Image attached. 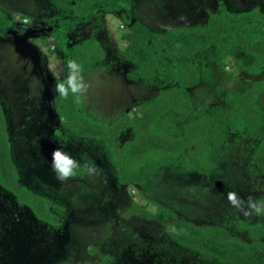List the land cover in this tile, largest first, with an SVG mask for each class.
<instances>
[{"label":"rangeland","instance_id":"374dc122","mask_svg":"<svg viewBox=\"0 0 264 264\" xmlns=\"http://www.w3.org/2000/svg\"><path fill=\"white\" fill-rule=\"evenodd\" d=\"M127 1L130 7L125 11L126 18L157 32L206 24L210 14L222 6L234 12H264V0ZM0 9L12 21L0 31V99L9 111L14 159L22 182L51 197L63 220L62 226L47 227L0 187V264H98L106 256H112L115 264H211L196 252L168 242L160 223L127 214L132 189L119 184L114 161L101 140L78 138L63 127L58 114L49 118L35 110V101L30 99L33 75L39 74L49 90L47 97L55 99L56 77L62 74L48 53L50 19L60 13L53 0H0ZM125 20L118 13H106L84 30L86 36L100 40L118 72H108L99 65L83 80L75 72L84 110L106 123L131 113L158 90L140 80L130 85L123 77L133 67L119 54L125 44ZM237 55L249 62L242 49H237ZM255 79H264V73L254 76L239 72L230 60L225 66L206 62L201 81L190 91L193 108L171 120L167 128L179 131L191 116L209 111L218 102V87L223 91L241 90ZM6 91L14 93L10 99H6ZM263 130L264 125L234 141L218 157L211 175L184 173L173 165L150 167L145 170L147 183L140 189L174 208L182 218L200 224L220 223L232 228L237 220L263 223L264 215L246 216L228 200L229 192L237 193L243 200L242 208L247 210L249 198L264 196V168L251 155L256 136ZM132 135V130L124 131L120 141ZM65 140L68 142L63 146ZM57 148L67 158L61 155L54 161ZM54 165L76 174L58 179ZM90 167L94 171L89 172Z\"/></svg>","mask_w":264,"mask_h":264},{"label":"trees","instance_id":"16d2710c","mask_svg":"<svg viewBox=\"0 0 264 264\" xmlns=\"http://www.w3.org/2000/svg\"><path fill=\"white\" fill-rule=\"evenodd\" d=\"M53 2L60 13L50 19L48 53L61 67L57 85H64L63 93L56 92L57 114L74 136L104 143L119 181L132 189L133 200L127 214L159 222L175 246L196 252L211 264H264V223L237 220L232 228L220 223L199 224L180 217L172 207L142 190L135 192L147 183L145 170L150 167L173 165L184 173L210 174L219 155L232 142L262 128L264 79L250 80L241 90L223 91L218 87V104L191 116L179 131L167 127L171 120L193 108L190 89L201 81L206 62L225 66L230 60L239 72L254 76L264 73V12L258 9L234 12L222 6L210 14L206 24L182 25L161 32L130 17L123 18L127 31L122 36L125 44L119 53L133 64L128 76L157 86L158 91L132 113L125 112L114 122L106 123L84 110L75 82V72L81 76L107 62L106 50L94 36L74 42L69 34L81 24L106 13L128 10L130 5L127 0ZM10 23L0 9V31ZM238 48L249 62L237 55ZM69 56L75 67L70 66ZM127 127L132 128L133 136L122 143L119 137ZM253 158L264 168V130L256 136ZM0 185L21 205L28 206L40 221L54 227L61 225L62 215L55 212V202L20 181L1 101ZM258 200H264V196ZM98 264L115 263L112 256H106Z\"/></svg>","mask_w":264,"mask_h":264},{"label":"flooded vegetation","instance_id":"af4514ba","mask_svg":"<svg viewBox=\"0 0 264 264\" xmlns=\"http://www.w3.org/2000/svg\"><path fill=\"white\" fill-rule=\"evenodd\" d=\"M127 9H123L121 12H117L118 14H119V16L120 17H122V18H126V15L128 14V13H125V11H126ZM94 21V19L93 20H91V21H89V22H87V23H84V24H81V25H79L74 31H72L70 34H69V36H70V38H72V40H73V38L75 39V38H77V39H75V40H73L74 42L76 41V40H82V39H85V38H87V37H89V36H86L87 35V33H86V31H84L85 30V28L87 27V25H88V23L90 24L91 22H93ZM39 26H42V23H40V25ZM51 28H52V25H51ZM6 32H9V31H6ZM88 32V31H87ZM85 34V35H84ZM82 35H84V36H82ZM78 37H80V38H78ZM105 49V48H104ZM106 50V49H105ZM106 53H107V51H106ZM120 54V53H119ZM121 57V56H120ZM123 59V58H122ZM123 60H125V59H123ZM127 61V60H126ZM129 62V61H128ZM131 63V62H130ZM133 65V64H132ZM101 66V68H103V69H105L106 71H108L109 72V70H112V72L113 71H116V68L114 67L115 66V64H114V62L113 61H111V60H109V58H108V56H107V62H105V63H103V64H101L100 65ZM111 72V71H110ZM118 71H116V73H117ZM88 74V73H87ZM87 74H84V75H81V76H78V78L79 79H81V80H83L86 76H87ZM120 74V73H119ZM45 76V75H44ZM124 77V79H126L127 81H128V83L130 84V85H132V83L133 82H137L135 79H133V78H130L128 75L127 76H123ZM32 81L34 82L35 81V83H33L34 84V91H32V90H30V91H32V94L30 95V99L33 97V99H34V101H35V104H36V107H35V110L37 109L39 112H40V114L41 113H46V114H48V117L50 118V116L52 115V114H57V111H56V95H55V99H51V98H49V97H47V95L49 94V90L47 89V85H45L46 83H45V81L44 80H42L41 79V77L39 76V74L38 75H33V79H32ZM144 83V82H143ZM55 86H56V83H55ZM148 86H152V87H157V86H154V85H148ZM198 86V85H197ZM129 87V86H128ZM196 87V86H195ZM195 87H192V88H195ZM49 88H50V86H49ZM158 88V87H157ZM156 88V89H157ZM191 88V89H192ZM191 89H190V91H191ZM47 90V91H46ZM158 90H156V92H157ZM228 91V90H227ZM57 92V91H56ZM9 92H7L6 91V93L5 94H8ZM11 94H14V93H11ZM11 94H8V97L6 98V99H10V97H11ZM217 95H218V93H217ZM153 98V97H152ZM0 101H1V104H2V107H3V111H4V114H5V118H6V122H7V129H8V132H9V137H10V142H11V147H12V156H13V160H14V162H15V159H14V154H13V145H12V139H11V134H10V129H9V127H10V119H9V117L10 116H8V113H9V111H8V109L6 108V106H4V104H3V102H2V100L0 99ZM220 102V98H219V95H218V102L216 103V104H218ZM263 106V105H262ZM85 109V108H84ZM136 108H134V110H135ZM133 110V111H134ZM86 111V110H85ZM132 111V112H133ZM131 112V113H132ZM129 113V112H128ZM59 116V115H58ZM61 119V118H60ZM117 119V118H116ZM61 123H62V120H61ZM62 125H63V123H62ZM63 127H64V125H63ZM65 128V127H64ZM66 129V128H65ZM68 132H70L68 129H66ZM127 130H132V128L131 127H127V128H125L123 131H122V133L124 132V131H127ZM133 131V130H132ZM71 133V132H70ZM122 133H121V135H122ZM72 134V133H71ZM73 135V134H72ZM121 135H120V137H119V139L121 138ZM133 136V135H132ZM77 137V136H76ZM78 138H84V137H78ZM94 139V138H93ZM130 139V138H129ZM128 139V140H129ZM121 142V141H120ZM125 142V141H124ZM123 143V142H122ZM233 143V142H232ZM231 143V144H232ZM105 146V145H104ZM106 148V147H105ZM227 148H229V147H227ZM226 148V149H227ZM107 149V148H106ZM225 149V150H226ZM253 149H254V144H253ZM108 151V150H107ZM109 152V151H108ZM222 152H224V150L222 151ZM222 154V153H221ZM220 154V155H221ZM111 155V154H110ZM219 155V156H220ZM252 157H253V150H252ZM112 157V156H111ZM113 159V158H112ZM257 161V160H256ZM258 162V161H257ZM259 163V162H258ZM15 164H16V162H15ZM259 164H261V163H259ZM262 165V164H261ZM16 167H17V169H18V172H19V175H20V181H21V183L24 185V186H26L27 188H29L30 190H32V191H34L35 193H38V194H41V195H44V194H42L41 192H37L36 190H33V188H31V187H29V186H27L26 184H24L23 182H22V178H21V173H20V170H19V168H18V166H17V164H16ZM116 167V166H115ZM165 167H167V166H165ZM161 168H164V167H161ZM38 171V170H37ZM215 171V170H214ZM214 171H212L210 174H205V175H211ZM194 172H196V171H194ZM39 173H40V171H39ZM186 173H189V172H186ZM199 173V172H198ZM118 182H119V184L121 185V186H123V187H127V188H129L130 190H131V188L128 186V185H126V184H123V183H121L120 181H119V178H118ZM0 187L2 188V190H4L5 192H8V193H10L14 198H15V196L9 191V190H7V189H5V188H3L1 185H0ZM142 187V186H141ZM141 187H137V189L136 190H141L140 188ZM136 190H135V192H136ZM130 193H131V195H132V191H130ZM44 196H47V195H44ZM47 197H49V196H47ZM49 198H51V197H49ZM261 198V197H260ZM52 199V198H51ZM15 200L17 201V203L21 206V207H26V208H29L28 206H25V205H21L19 202H18V200L15 198ZM53 200V199H52ZM54 201V200H53ZM168 205V204H167ZM171 207V206H170ZM30 209V208H29ZM174 209V208H173ZM31 210V209H30ZM175 210V209H174ZM176 211V210H175ZM31 212L33 213V211L31 210ZM55 212H57L56 210H55ZM177 212V211H176ZM58 213V212H57ZM178 213V212H177ZM34 214V213H33ZM58 214H60V213H58ZM179 215V214H178ZM34 216L36 217V215L34 214ZM180 216V215H179ZM181 217V216H180ZM37 218V217H36ZM38 219V218H37ZM39 220V219H38ZM189 220V219H188ZM40 221V220H39ZM61 221H62V223H63V220L61 219ZM153 221V220H152ZM191 221H193V220H191ZM42 222V221H41ZM157 222V221H156ZM195 222V221H194ZM260 222V221H259ZM262 222V221H261ZM42 223H44V222H42ZM62 223H61V225L60 226H62ZM159 223V222H158ZM197 223V222H196ZM257 223V222H256ZM264 223V222H263ZM44 224H46L47 225V227H51V228H54V226H51V225H49V224H47V223H44ZM200 224V223H199ZM55 228H57V227H55ZM165 231V230H164ZM166 233V232H165ZM167 236V235H166ZM167 239H168V237H167ZM168 242H170V243H173L171 240H169L168 239ZM172 245H176L175 243H173Z\"/></svg>","mask_w":264,"mask_h":264},{"label":"clouds","instance_id":"9594fccd","mask_svg":"<svg viewBox=\"0 0 264 264\" xmlns=\"http://www.w3.org/2000/svg\"><path fill=\"white\" fill-rule=\"evenodd\" d=\"M71 67H75V62L74 61H69ZM83 87V86H81ZM57 90L60 91L61 93L64 92V85L63 84H58L57 85ZM73 91H76V89H73ZM67 140H65V143L63 146L67 145ZM62 146V147H63ZM64 155L65 158H67V154L66 153H62V149L61 148H57L53 151V160L55 161V159L58 156ZM78 168V167H77ZM53 170L57 173V178L58 179H66L68 177H71L73 175H75V171L72 169H58L55 167V165L53 166ZM89 172L94 171V167H90L88 168ZM228 200L231 202V204L233 206H235L236 208L241 209L244 212V215H250L252 213L256 214L257 216L260 215H264V200H253L252 198H249L248 202H247V210H244L242 208V204H243V200L241 198L238 197L237 193L235 192H229L228 193Z\"/></svg>","mask_w":264,"mask_h":264},{"label":"crops","instance_id":"0c3cea01","mask_svg":"<svg viewBox=\"0 0 264 264\" xmlns=\"http://www.w3.org/2000/svg\"><path fill=\"white\" fill-rule=\"evenodd\" d=\"M91 24H92V22H91ZM90 26V24L88 23V25H87V27H89ZM86 27V28H87ZM91 35H93V33L91 32ZM95 37V36H94ZM97 38V37H96ZM98 39V38H97ZM99 40V39H98ZM100 41V40H99ZM101 43V42H100ZM102 44V43H101ZM104 47V46H103Z\"/></svg>","mask_w":264,"mask_h":264}]
</instances>
